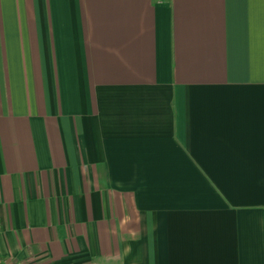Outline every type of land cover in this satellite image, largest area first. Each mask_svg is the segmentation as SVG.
<instances>
[{
  "label": "crops",
  "instance_id": "obj_1",
  "mask_svg": "<svg viewBox=\"0 0 264 264\" xmlns=\"http://www.w3.org/2000/svg\"><path fill=\"white\" fill-rule=\"evenodd\" d=\"M4 264H264V0H0Z\"/></svg>",
  "mask_w": 264,
  "mask_h": 264
},
{
  "label": "built area",
  "instance_id": "obj_2",
  "mask_svg": "<svg viewBox=\"0 0 264 264\" xmlns=\"http://www.w3.org/2000/svg\"><path fill=\"white\" fill-rule=\"evenodd\" d=\"M0 264H4V263L0 260Z\"/></svg>",
  "mask_w": 264,
  "mask_h": 264
}]
</instances>
